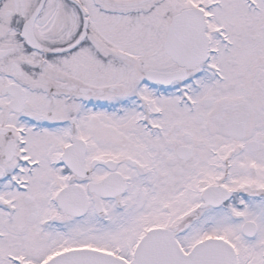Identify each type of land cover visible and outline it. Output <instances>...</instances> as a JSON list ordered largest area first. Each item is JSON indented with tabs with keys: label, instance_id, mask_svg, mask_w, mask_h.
I'll list each match as a JSON object with an SVG mask.
<instances>
[{
	"label": "snow or ice",
	"instance_id": "snow-or-ice-1",
	"mask_svg": "<svg viewBox=\"0 0 264 264\" xmlns=\"http://www.w3.org/2000/svg\"><path fill=\"white\" fill-rule=\"evenodd\" d=\"M0 264H264V0H0Z\"/></svg>",
	"mask_w": 264,
	"mask_h": 264
}]
</instances>
